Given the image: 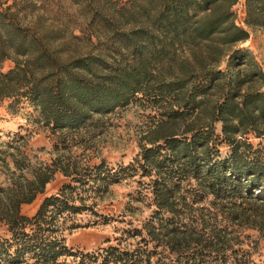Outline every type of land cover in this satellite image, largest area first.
<instances>
[{
  "label": "trees",
  "instance_id": "16d2710c",
  "mask_svg": "<svg viewBox=\"0 0 264 264\" xmlns=\"http://www.w3.org/2000/svg\"><path fill=\"white\" fill-rule=\"evenodd\" d=\"M237 2L72 0L83 27L69 28L43 0H0V105L55 140L45 162L28 152L23 125L0 135V264H249L227 224L264 230V143L252 141L264 138V69L239 47L247 28L264 27V0H243L244 26ZM133 103L150 123L132 161L70 153ZM56 172L68 182L21 212ZM135 176L147 178L152 207L126 230L139 240L68 247V217Z\"/></svg>",
  "mask_w": 264,
  "mask_h": 264
},
{
  "label": "rangeland",
  "instance_id": "374dc122",
  "mask_svg": "<svg viewBox=\"0 0 264 264\" xmlns=\"http://www.w3.org/2000/svg\"><path fill=\"white\" fill-rule=\"evenodd\" d=\"M43 1L50 15L58 16L61 21L67 17L73 20L69 28L83 27L82 18L76 14L77 8L72 0ZM233 11L236 13V23L244 26L242 21L245 15L243 0H238L233 6ZM247 29L251 33L252 40L248 43L247 41L241 42L239 47L246 44L249 49L253 47L251 48L252 55L264 69V27ZM75 33L79 34L77 30ZM9 66L10 64L6 62L3 68L7 69ZM222 68H224L223 64ZM6 105V102L0 105V135L5 138L7 133H13L18 130L19 125H23L21 133H26L25 128H27L28 133L31 134L28 139V152L40 160L49 162L53 155L51 153H53L54 137L42 129L27 124L21 113L9 114ZM26 111L22 110V113ZM149 115V111L140 107L139 104L133 103L121 107L108 116L101 134L92 138L86 137L87 142L84 145L72 147L70 153L82 164L98 163L102 158H105L111 167H116L121 163L127 164L133 160L139 150L138 140L150 123ZM216 130L219 132V124L216 125ZM252 141L254 144L260 142L262 145L264 138L262 140L253 138ZM219 148L222 154L227 152V146L222 144ZM2 180L3 177L0 175V181ZM68 180V177L62 176L59 172L54 174V178L46 185L44 192L38 194L32 203L23 204L21 212L29 216L33 215L41 200L55 193ZM143 182H147L146 177L135 176L110 185L108 192L100 197H87L85 204L92 205V210L70 215L66 220L67 225L70 222L77 224V227L72 230L63 232L66 245L87 251L108 244L122 246L125 243L137 242L139 238L127 237L126 230L134 227L140 228L142 222L151 213L152 207L148 206L150 194L146 191ZM227 225L237 236L234 248L239 252L238 257L243 254L249 264H264V230L259 231L241 225ZM0 234H4L3 226H0ZM229 260L230 264H236L232 257Z\"/></svg>",
  "mask_w": 264,
  "mask_h": 264
},
{
  "label": "crops",
  "instance_id": "0c3cea01",
  "mask_svg": "<svg viewBox=\"0 0 264 264\" xmlns=\"http://www.w3.org/2000/svg\"><path fill=\"white\" fill-rule=\"evenodd\" d=\"M251 40H252V36H251V33H250L249 38H248L247 40H245V41H247V43H248V42H250ZM247 45H248V44H246L245 46L248 47ZM251 48H253V47H251ZM251 48H250V49H251ZM251 51H252V49H251ZM255 59H256V57H255ZM261 66H262V65H261ZM56 173H57V172H56ZM56 173H55V174H56ZM59 173H60V172H59ZM60 174H61V173H60ZM48 184H49V183H48Z\"/></svg>",
  "mask_w": 264,
  "mask_h": 264
}]
</instances>
